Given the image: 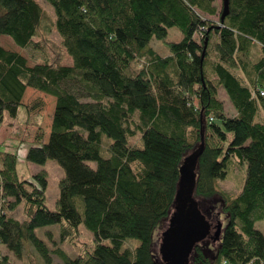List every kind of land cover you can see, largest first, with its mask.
<instances>
[{"label":"trees","instance_id":"obj_1","mask_svg":"<svg viewBox=\"0 0 264 264\" xmlns=\"http://www.w3.org/2000/svg\"><path fill=\"white\" fill-rule=\"evenodd\" d=\"M217 1L44 0L52 15L39 0H0V36L17 47L0 44V124L8 114L13 130L29 88L54 97L48 140L38 128L27 160H52L64 172L53 211L47 172L23 180L17 156L0 151V264H14L1 247L29 264L31 253L43 264H52L51 253L61 264H160L151 254L154 230L176 204L180 167L202 139L195 195L219 194L230 216L215 262L264 264L256 229L264 220V0H228L223 23L225 0ZM172 28L182 40L169 39ZM50 30L72 65L50 62ZM26 107L31 116L42 103ZM232 160L246 176L230 196L216 181L228 177ZM54 225L76 250L82 225L93 244L76 257L51 249L36 230ZM127 240L139 244L124 249ZM196 262L210 264L201 248Z\"/></svg>","mask_w":264,"mask_h":264},{"label":"rangeland","instance_id":"obj_2","mask_svg":"<svg viewBox=\"0 0 264 264\" xmlns=\"http://www.w3.org/2000/svg\"><path fill=\"white\" fill-rule=\"evenodd\" d=\"M45 7L48 8L49 12L52 14L51 8L45 4L44 0H39ZM217 4H221V0L217 1ZM53 15V14H52ZM53 17V16H52ZM182 34L176 29L172 28L169 30V39L173 41L182 40ZM48 41L52 45L51 50V63H60L63 65H72V58L62 50L61 46V38L59 34L50 30L48 33ZM0 44L11 49L17 50L14 41L9 36H0ZM151 45L156 49L157 52L164 55L168 52V50L162 46L158 41H153ZM27 57L31 56L32 62L39 61L40 56L28 50L24 53ZM259 54L257 48L252 49V58L255 59L256 55ZM44 61V60H43ZM220 99L224 101L226 106V111L230 114L233 111V106L228 98L226 90L221 88L219 91ZM40 101L42 103V107L35 112V114L29 116L27 112V107L30 106L33 102ZM56 99L52 96L43 94L41 92L35 91L33 89H28L25 93L23 99V106L20 107L18 118L16 121V125L13 130L7 127L9 123V115L6 114L5 121L3 124H0V151H6L9 153H13L18 158V172L19 176L23 180L33 181L34 174L46 171L47 172V206L50 210H56V201L59 197V182L64 175V172L61 166L52 160H49L44 165H37L31 163L27 160V153L31 146L33 145V140L35 136V132L38 128H42L48 136L46 137L48 140L51 126H52V114L55 109ZM138 137L132 140V143H138ZM191 155V154H189ZM188 155V156H189ZM92 167H95V163L89 162ZM234 165V161L232 160L231 166ZM183 167V163L180 169ZM197 172V170H196ZM246 176V167L245 166H237L234 165L232 169L229 171V175L225 180L216 181V187L218 190L222 192H226L228 195H237L240 190L243 188ZM193 201L195 203V207L197 213L200 217H202V222L194 225V232L196 235V239L194 244L192 245V252L186 258V264H206L205 262H196V258L198 255V248L202 249V252L205 257H207L210 261V264H216L215 258L219 252V249L222 245V240L224 236L225 228L227 227L230 216L223 210V202L222 198L219 194H214L209 197L204 196H196L195 190L193 193ZM176 205V204H175ZM173 206L172 210L168 217L162 220L158 226L155 228L152 238V247L151 254L153 260L160 264L165 263V257L163 255V247H164V238L167 233H169L174 227V218L177 214V206ZM15 217L20 220H24L25 218L22 216L21 210L15 213ZM207 222L209 226V232H202V230L198 229L201 225ZM177 224V223H176ZM256 229L264 233V220L258 221L256 223ZM81 236L76 241L78 245V249L76 250L67 242L61 241L60 229L58 225L54 226H46L42 228H38L36 230V235L43 239L47 245L54 249L56 247H61L65 251L69 253L71 257H76L79 253V248L83 247L84 243H92L93 244V234L89 232L83 225L80 227ZM104 243L107 245H111L110 240H104ZM139 241L137 240H127L124 243V249L133 250L136 246H138ZM26 246H30L29 243ZM1 252L3 255H8L14 264H29L28 258L25 262L17 260L14 255L5 247H1ZM33 255L34 264H43L40 260L39 256L36 253H31ZM52 264H61V261L54 254L51 253ZM32 261V258H31ZM50 264V263H45ZM229 264V263H228Z\"/></svg>","mask_w":264,"mask_h":264},{"label":"water","instance_id":"obj_3","mask_svg":"<svg viewBox=\"0 0 264 264\" xmlns=\"http://www.w3.org/2000/svg\"><path fill=\"white\" fill-rule=\"evenodd\" d=\"M228 10L229 3L228 0H225V13L222 17V23L228 15ZM207 45L208 39L205 43V50ZM202 59H204V54L202 55ZM203 148L204 139H202L199 149L186 157L183 167L180 169L181 178L176 195L175 206H177V214L174 218L175 224L164 238V247L162 249L166 264H173V259L175 264H186V258L191 254L192 245L196 239L194 225L202 222V217L197 213L193 201V193L197 183V163ZM199 230L208 234L209 226L207 222H204Z\"/></svg>","mask_w":264,"mask_h":264},{"label":"crops","instance_id":"obj_4","mask_svg":"<svg viewBox=\"0 0 264 264\" xmlns=\"http://www.w3.org/2000/svg\"><path fill=\"white\" fill-rule=\"evenodd\" d=\"M232 104V103H231ZM233 106V105H232ZM232 116H234L235 114H236V111H235V109H234V107H233V111L230 113Z\"/></svg>","mask_w":264,"mask_h":264},{"label":"built area","instance_id":"obj_5","mask_svg":"<svg viewBox=\"0 0 264 264\" xmlns=\"http://www.w3.org/2000/svg\"><path fill=\"white\" fill-rule=\"evenodd\" d=\"M261 96H264V92H261ZM222 264H227V262H223Z\"/></svg>","mask_w":264,"mask_h":264},{"label":"bare ground","instance_id":"obj_6","mask_svg":"<svg viewBox=\"0 0 264 264\" xmlns=\"http://www.w3.org/2000/svg\"><path fill=\"white\" fill-rule=\"evenodd\" d=\"M179 242V241H178ZM172 262H173V264H175V261H174V259L172 260Z\"/></svg>","mask_w":264,"mask_h":264}]
</instances>
